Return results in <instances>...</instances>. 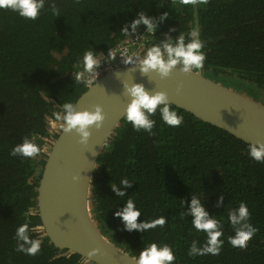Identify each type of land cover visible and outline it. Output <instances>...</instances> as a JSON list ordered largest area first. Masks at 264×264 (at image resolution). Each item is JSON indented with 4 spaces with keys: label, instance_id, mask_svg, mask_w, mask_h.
Returning <instances> with one entry per match:
<instances>
[{
    "label": "trees",
    "instance_id": "trees-1",
    "mask_svg": "<svg viewBox=\"0 0 264 264\" xmlns=\"http://www.w3.org/2000/svg\"><path fill=\"white\" fill-rule=\"evenodd\" d=\"M53 2L60 16L51 14ZM198 10L206 53L203 75L218 83L220 77L241 81L250 90L246 96L264 104V0H208ZM140 14L161 26L150 43L175 40L194 28L193 4L178 0H46L35 21L0 10V264H84L80 255L50 242L39 216L38 187L62 132L45 115L51 118L65 102L76 103L88 89L74 73L82 71L77 62L83 53L107 54L132 35L131 24ZM137 28L147 29L143 24ZM172 107L184 116L178 128L165 126L157 111L155 135L135 131L124 119L109 138L89 197L99 229L133 257L155 242L173 248L175 264H264V164L249 158L248 143ZM29 135L36 137L40 154L10 156ZM122 178L132 184L124 189L125 197H117L111 185L119 186ZM193 194H201L206 210L221 222L225 243L218 256L187 255L193 240H205L186 214ZM128 197L141 210L139 221L165 216L164 228L126 231L114 213ZM242 201L258 231L247 249L238 251L227 242L234 235L227 213ZM26 219L31 237L42 240L35 256L15 251V230Z\"/></svg>",
    "mask_w": 264,
    "mask_h": 264
},
{
    "label": "water",
    "instance_id": "water-1",
    "mask_svg": "<svg viewBox=\"0 0 264 264\" xmlns=\"http://www.w3.org/2000/svg\"><path fill=\"white\" fill-rule=\"evenodd\" d=\"M198 6L193 4V16L194 28L200 32ZM133 84H142L150 94L167 93L173 106L245 143L264 144V104L205 77L202 70L195 75L174 70L161 78L155 72L144 74L135 65L106 74L75 103L77 111L102 107V127L90 128L87 145L80 143L75 132L62 130L48 154L38 187L39 216L47 238L56 248L82 258L98 249V254L90 257L94 264H135V257L103 235L89 201L99 157L131 102L125 85Z\"/></svg>",
    "mask_w": 264,
    "mask_h": 264
},
{
    "label": "clouds",
    "instance_id": "clouds-1",
    "mask_svg": "<svg viewBox=\"0 0 264 264\" xmlns=\"http://www.w3.org/2000/svg\"><path fill=\"white\" fill-rule=\"evenodd\" d=\"M180 5H204L208 0H178ZM46 0H0V10L14 12L20 18L35 21L45 9ZM51 14L54 17L60 16V10L53 2L50 4ZM167 14H165L166 16ZM164 17H162L163 19ZM145 25L148 33L154 34L156 25L147 16L140 14L131 24L133 32L139 25ZM127 34L128 29H123ZM201 33L195 28L190 29L187 33H181L173 40L171 37L166 38L159 43H150L143 52V58L139 60L138 66L142 73H157L161 78H167L174 70L184 74L195 75L204 68L206 53L204 51L205 41L200 39ZM187 38V42H186ZM116 52L122 56L127 54L125 63H132V55L137 53H129L128 48H116V51H110L109 56L115 59ZM101 59L91 49L83 53L82 58L78 60V66H82V71H76L75 79L78 83H84L86 86L93 85L96 79V69L100 66ZM84 73L91 75V78H83ZM127 94L131 97V102L126 108L125 120L130 123L132 128L137 131L147 132L149 135H155L153 129L156 121L152 119L157 111L161 121L165 126L178 128L184 121V116L179 114L169 102L167 93L156 92L150 94L142 84L125 85ZM54 118L60 124L64 133L75 132L80 137V143L87 145L91 136L90 128L93 126L97 129L101 128L105 120L102 107L95 106L93 110L77 111L75 103L65 102L59 111H53L51 118L46 114L45 119ZM41 152V147L36 143V137L25 136L22 142L12 147L9 155L12 157H20L21 159H32L37 157ZM248 155L251 160L257 164H264V144H249ZM74 180L79 179L73 177ZM131 182L127 178L119 181V186L115 183L111 185L112 191L117 197H125L124 189L131 187ZM223 197H221V203ZM123 207H117L114 216L119 218L124 224V228L128 232L138 231L144 233L146 231L160 227L164 228L167 223L165 216H159L149 221H139L141 210L131 197H128ZM193 217L191 228L197 234L203 233L205 240L203 244H198V240H193L188 248L187 255L191 258L205 255L218 256L224 246V233L221 222L216 216L211 215L205 208L201 194H193L189 210L186 213ZM185 214H181L180 219H184ZM250 214L248 206L243 201L239 206L230 209L227 213V221L230 223L234 235L227 237V242L232 248L238 251H245L249 242L256 235L258 229L249 223ZM13 239L16 241L15 251L23 253L27 256H35L41 250L42 240L40 238H32L30 235L29 222L19 225ZM98 249L88 253L84 258V264H89L93 257L98 254ZM178 258L174 255L173 248L166 244H157L151 242L147 244L135 257V264H175Z\"/></svg>",
    "mask_w": 264,
    "mask_h": 264
},
{
    "label": "built area",
    "instance_id": "built-area-1",
    "mask_svg": "<svg viewBox=\"0 0 264 264\" xmlns=\"http://www.w3.org/2000/svg\"><path fill=\"white\" fill-rule=\"evenodd\" d=\"M156 30H161V26L157 25ZM152 35L153 34L148 33L147 29L137 28L135 32H133L132 35L128 37L124 42L120 43L117 47L110 50L115 52L116 48H128L129 53L138 52V55H132V63H125V60L127 59V54L122 56L119 52H116L115 59H112L109 56L110 51L107 54L99 56L101 59V63L100 66L96 69L97 75L94 83L104 77L106 74L111 73L118 68L138 65L139 60L143 58L144 49L150 44ZM83 78L90 79L91 75L88 73H84ZM89 87L90 86H87V88Z\"/></svg>",
    "mask_w": 264,
    "mask_h": 264
},
{
    "label": "rangeland",
    "instance_id": "rangeland-1",
    "mask_svg": "<svg viewBox=\"0 0 264 264\" xmlns=\"http://www.w3.org/2000/svg\"><path fill=\"white\" fill-rule=\"evenodd\" d=\"M223 79H226V78L220 77L219 81H221L223 85L225 84L224 86L234 89L235 91H238L244 95H247L250 92L247 84L241 81L229 80V79L223 80Z\"/></svg>",
    "mask_w": 264,
    "mask_h": 264
}]
</instances>
